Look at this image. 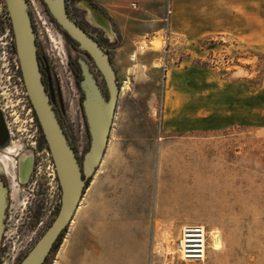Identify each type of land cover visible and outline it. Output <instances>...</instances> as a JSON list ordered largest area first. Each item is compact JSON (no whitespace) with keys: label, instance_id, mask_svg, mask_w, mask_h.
Listing matches in <instances>:
<instances>
[{"label":"rangeland","instance_id":"1","mask_svg":"<svg viewBox=\"0 0 264 264\" xmlns=\"http://www.w3.org/2000/svg\"><path fill=\"white\" fill-rule=\"evenodd\" d=\"M27 3L53 105L82 160L90 137L78 59L99 74L41 0ZM69 12L106 40L120 94L105 156L45 264H264V6L254 23L167 16L130 39L106 17L107 29L91 23L79 3ZM3 13L0 0V168H15L0 264H19L56 217L61 192ZM184 225L207 230L203 262L178 259Z\"/></svg>","mask_w":264,"mask_h":264},{"label":"water","instance_id":"2","mask_svg":"<svg viewBox=\"0 0 264 264\" xmlns=\"http://www.w3.org/2000/svg\"><path fill=\"white\" fill-rule=\"evenodd\" d=\"M42 1L60 29L78 42L79 47L93 61L105 82L109 97L105 98L89 65L79 59L82 76L79 86L84 96L82 108L90 136L89 149L80 165L42 83L27 1L4 0L22 80L51 154L61 189V204L56 217L19 264H45L48 256L58 247L57 240L60 234L64 230L67 231L83 199L85 181L92 178L105 156L120 94L115 72L107 54L68 16L65 0ZM98 12L106 20L105 16ZM8 206V188L0 174V251Z\"/></svg>","mask_w":264,"mask_h":264},{"label":"crops","instance_id":"3","mask_svg":"<svg viewBox=\"0 0 264 264\" xmlns=\"http://www.w3.org/2000/svg\"><path fill=\"white\" fill-rule=\"evenodd\" d=\"M90 1L106 14L123 39L147 34L149 30H146V26H150L153 33L157 27L156 23H163L167 16L173 23L225 24L232 21L254 23L259 21L260 8L264 6V0Z\"/></svg>","mask_w":264,"mask_h":264},{"label":"flooded vegetation","instance_id":"4","mask_svg":"<svg viewBox=\"0 0 264 264\" xmlns=\"http://www.w3.org/2000/svg\"><path fill=\"white\" fill-rule=\"evenodd\" d=\"M26 1H27V0H26ZM41 1H42V0H41ZM79 1H80V2H81V1H85V2H87L90 6H92L91 3H93V2L90 1V0H65V7H66V11H67L68 16H69V17H70V18H71V19H72V20H73V21H74V22H75V23H76V24H77L82 30H84V31H85V32H86L91 38H93V39L99 44V46L101 47V49L107 54L108 59H109L111 65H112V60H111V58H110L108 52L105 51V50L103 49V44H102V42H103V41L106 42V40H99V39L96 38L95 36L91 35L88 31H86V29H84V27H82V25H81L80 23H78L75 19H73L72 15L70 14V12H69V5H74V4H76V3H79ZM42 3H43V1H42ZM93 4H94V3H93ZM43 5H44V3H43ZM27 6H28V3H27ZM44 7H45V10L48 12V15L50 16V18L52 19V21L58 26V24H57L56 21L54 20L53 16L51 15V13H50L49 10L47 9V7H46L45 5H44ZM1 8L3 9V12H4L3 15H4V17H5L6 23H7V20H8V22H9L8 29H9V35H10V32H11V35H10L11 39H10V40H11V47H12V42H13V45H14V36H13V31H12V27H11V23H10V18H9V15H8V12H7V9H6V6H5V3H4V0H1ZM28 10H29V8H28ZM101 13H102V12H101ZM29 14H30V11H29ZM102 14L108 19V17L106 16V14H104V13H102ZM30 18H31V14H30ZM31 23H32V18H31ZM7 25H8V23H7ZM32 26H33V23H32ZM58 28L60 29L59 26H58ZM33 30H34V26H33ZM60 30H61V29H60ZM61 32L65 35V37H66L67 40L71 43V45L75 48V50H77V51H79V52L85 54L86 57L88 58V60L91 62V64L94 65L93 61L89 58V56L87 55V53L79 47L78 42H76L74 39H72L69 35L65 34L62 30H61ZM34 35H35V30H34ZM73 42H75L76 44L74 45ZM35 43H36V49H37V58H38L39 70H40V73H41V79H42L43 86H44V88H45V90H46V93H47V95H48V97H49L50 104H51V106H52V108H53V110H54V112H55V114H56V116H57V118H58V121H59L61 127L63 128L64 133L66 134V137H67V139H68V142L70 143V146L72 147V149L75 151V149H74V147H73V145H72V142H71V140H70V136H69L67 130L65 129L64 125H63L62 122L60 121V118H59L58 112L56 111V109H55V107H54V105H53L52 97H51L50 91H49V89H48L47 80H46V78H45V74H44L43 67H42V64H41V58H40L39 51H38V44H37V41H36V37H35ZM12 51H15V45H14V50H13V48H12ZM13 53H14V55L16 56V61H17V63H18V67H19V62H18V59H17L16 51L13 52ZM79 59H81V58H79ZM79 59H78V61H79ZM81 60L85 61V62L89 65V67H90V64H89L86 60H84V59H81ZM78 66H79V75H80V77H81V79H82V76H81V69H80V65H79V63H78ZM94 66H95V65H94ZM112 67H113V65H112ZM95 68H96V67H95ZM90 69H91L92 73L96 76L97 81H98V83H99V85H100V87H101L102 93L104 94L105 98L107 99V98L109 97V93H108V91H107V93H104L103 88H102V85H101V83H100L99 80H98V76H100L101 79H102V81H103L102 84H104V87H105V89L107 90V88H106V86H105V82H104V80H103L101 74L99 73V71L97 70V68H96V70H97V73L99 74L98 76H97V74H95V73L93 72V70H92L91 67H90ZM19 70H20V68H19ZM113 70H114V68H113ZM114 72H115V70H114ZM20 73H21V72H20ZM115 77H116V74H115ZM21 79H22V76H21ZM80 81H81V80H80ZM80 81H79V83H80ZM22 82H23V80H22ZM23 85H24V83H23ZM24 88H25V86H24ZM79 88H80V86H79ZM80 90H81V89H80ZM25 91H26V89H25ZM81 92H82V90H81ZM82 94H83V92H82ZM26 95H27V92H26ZM27 98H28V95H27ZM83 99H84V96H83ZM28 102H29V104H30L29 106L31 107V111H32V113H33V116H34V118H35L36 121H37V117H36V115H35V112H34V110H33V107H32V105H31V103H30L29 98H28ZM82 102H83V100H82ZM82 102H81V110H82L83 118H84V120H85V116H84V112H83V108H82ZM37 124H38V126H39L38 121H37ZM85 124H86V120H85ZM86 127H87V124H86ZM39 130H40V134H41V136H42V138H43V140H44V137H43L42 131H41V129H40V126H39ZM87 130H88V128H87ZM88 134H89V132H88ZM89 137H90V136H89ZM44 143H45V140H44ZM45 150L48 151V154H49V156H50V160H51V163H52V166H53L52 168L54 169V170H53V174H55V178H56L57 183H58V188L60 189L59 182H58L57 175H56L55 166H54V163H53V161H52L51 154H50V152H49V150H48V147H47L46 143H45ZM75 154H76V157H77V159H78L80 165H82L83 158H82V160H81V159L78 157V154L76 153V151H75ZM83 157H84V156H83ZM24 166L27 168V165H26V164H25ZM54 171H55V172H54ZM1 174H2V179H3L5 185H6L7 188H8V194H9L10 184H9V182H8L7 176H5V174H3L2 172H1ZM8 184H9V185H8ZM60 192H61V189H60ZM9 196H10V194H9ZM60 204H61V198H60ZM59 208H60V206H59ZM58 210H59V209H58ZM7 212H8V210H7ZM57 213H58V212H57ZM6 221H8V214H7V217H6V220H5V227H6V225H7ZM65 231H66V230H65ZM34 245H35V244H34ZM31 249H32V248H31ZM52 252H53V251H52ZM49 256H50V255H49ZM49 256H48V257H49ZM24 257H25V256H24ZM24 257H23V258H24Z\"/></svg>","mask_w":264,"mask_h":264},{"label":"built area","instance_id":"5","mask_svg":"<svg viewBox=\"0 0 264 264\" xmlns=\"http://www.w3.org/2000/svg\"><path fill=\"white\" fill-rule=\"evenodd\" d=\"M208 232L203 225H184L176 244L182 262H203L208 249Z\"/></svg>","mask_w":264,"mask_h":264},{"label":"bare ground","instance_id":"6","mask_svg":"<svg viewBox=\"0 0 264 264\" xmlns=\"http://www.w3.org/2000/svg\"><path fill=\"white\" fill-rule=\"evenodd\" d=\"M79 6L82 8V9H86V10H88V20L91 22V23H96V24H98V25H100V26H102L103 28H105V29H107V22L103 19V17L101 16V14L98 12V11H96V10H93V8H91L90 7V5L87 3V2H85V1H79ZM24 161V160H23ZM16 163V162H15ZM22 163V162H21ZM17 164V163H16ZM1 167V166H0ZM6 167H8L7 168V171H6V169H2V168H0V171L3 173V174H5V176H7V177H9V179L11 180V181H13V173H12V169L13 168H15V164H12V163H10V162H6ZM17 167V166H16ZM24 168L22 169V172H24L25 171V169H27L25 166H23ZM18 169H20V168H18ZM20 174H21V172H20ZM24 179V178H23ZM10 181V182H11ZM12 183V182H11ZM221 246H222V241H221V238H220V235H219V233H215L214 235H213V247H212V249H213V251H219L220 250V248H221Z\"/></svg>","mask_w":264,"mask_h":264},{"label":"trees","instance_id":"7","mask_svg":"<svg viewBox=\"0 0 264 264\" xmlns=\"http://www.w3.org/2000/svg\"><path fill=\"white\" fill-rule=\"evenodd\" d=\"M91 5H92V7H93L94 9H96V10H98V11H100V12L103 13V11H102L97 5H95V4H93V3H91ZM7 23H8V26H9V22H8V20H7ZM10 35H11V32H10ZM73 43H74V45L76 44L75 42H73ZM12 48H13V50H14L13 42H12ZM13 52H15V51H13ZM86 182H87V181H85V183H86ZM84 190H85V187H84ZM65 233H66V231L64 230V231L60 234L59 239L57 240V245H58V246L61 244V242H62V240H63V238H64V236H65Z\"/></svg>","mask_w":264,"mask_h":264}]
</instances>
